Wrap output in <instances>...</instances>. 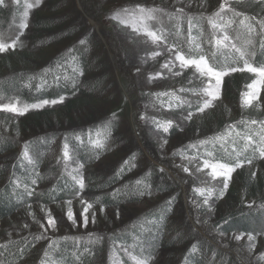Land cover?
Masks as SVG:
<instances>
[{
	"label": "trees",
	"instance_id": "trees-1",
	"mask_svg": "<svg viewBox=\"0 0 264 264\" xmlns=\"http://www.w3.org/2000/svg\"><path fill=\"white\" fill-rule=\"evenodd\" d=\"M129 1L132 3L134 0ZM222 2L228 5L229 11L220 10ZM83 8L87 13L85 5ZM140 8L146 10L143 14L138 12L140 16L146 17L142 25L163 37L157 44L166 46L174 54L179 51L196 58L198 54H204L209 63L218 69L243 67V61L239 60L234 49L213 50L215 43L212 31L217 32L219 24L222 25L218 19L229 14L228 18L238 20L236 26L230 27L228 32L232 39L235 38L237 48L245 46L247 53L248 50L251 52V58L247 56L246 59L253 66L264 65V2L198 0L197 10L192 13L180 9H175V12L172 9H158L150 13L151 19L148 18L147 7ZM25 9L23 0H14L12 5L4 8L0 5V29L6 35L16 33ZM32 12V17L28 19L29 31L32 33L29 41L40 51L36 55L18 52L0 55V99L8 103L17 99L24 104H35L44 99H64L56 106H45L29 113L31 119L49 118L50 121L35 126L32 138L25 142L15 138V130L10 124L12 120L0 117L3 121H0L3 123V127L0 124V156L14 153L23 147L27 153L26 158L18 155L14 157L11 153L12 159L0 165V220L12 217L34 203L51 205L77 195L78 187L73 180L76 173L62 170L60 163L53 165L55 152L62 150L67 152L68 157L72 156L74 162L91 165L112 151L113 146L117 148L122 144V139L118 140L116 134L119 121L111 115L115 104L112 103L113 92L110 91L116 88V84L100 39L88 28L72 0H46ZM136 13L134 8L123 14ZM209 21L215 25L211 31L208 28ZM124 27L129 29V24ZM133 27L132 31H137V27ZM117 46L128 70L139 67L136 59L138 61L140 55L143 58L145 55L136 53L120 39ZM151 71L153 76L157 74V79H160L156 81L158 88L152 93L155 106L158 107L152 125L163 136H177L178 127L174 118L198 113V107L202 106L198 97L202 95L203 87L194 80L168 78L158 66H151ZM231 73L223 83L224 98L228 104L236 103V97L251 83L248 73ZM138 89L142 90L141 87ZM63 111L67 112L65 116L68 118L58 114ZM230 115V119H225V115L222 119L221 115L219 117L210 111L205 118L206 127L184 131L188 140L183 156L187 154L198 160L210 159L221 163L239 159L245 161L243 166L249 164L247 159H251V164H256L259 160L257 149L264 147L260 140L263 127H259L264 123V116H258L252 108L245 110L242 107ZM166 121L172 122L168 132L157 126ZM93 141H99L101 146L89 147ZM209 152L212 153L211 157L207 155ZM50 153L51 162H48L50 157L47 156ZM138 153L141 155V152ZM125 161L128 163L116 169L112 176H89L86 190L93 195L91 203L94 207L110 208L118 204H132L156 189L165 193L169 191L166 184L160 186V183H155L153 174H140L134 178L132 174L136 170L131 166V156ZM234 182L224 191L230 207L213 225L218 227L217 231L222 235L239 233L248 237H264V173L250 176L240 172ZM38 187L41 189L37 190ZM238 198L256 199L258 206L240 209L235 204ZM172 212L170 203L150 209L131 226L114 234L113 242L133 250L144 261L154 257L158 251L184 245L180 252V264H235L206 242L191 239L192 243L186 244V240L180 237L166 238L168 232L171 234L169 218ZM67 241L58 239L46 247L42 255L43 264H92L89 252L92 244H72ZM32 246L34 243L26 240L13 242L1 249L0 256L6 264H15L25 259L27 252L33 249Z\"/></svg>",
	"mask_w": 264,
	"mask_h": 264
},
{
	"label": "rangeland",
	"instance_id": "rangeland-1",
	"mask_svg": "<svg viewBox=\"0 0 264 264\" xmlns=\"http://www.w3.org/2000/svg\"><path fill=\"white\" fill-rule=\"evenodd\" d=\"M23 1L25 8L29 3L34 6L28 9L27 18L23 17L20 20L14 35H6L0 29V41L2 42L11 43L19 36V42L15 49H9L4 53H0L1 56L14 52L36 55L40 51V48L29 41L32 33L29 31L28 19L32 17V11L35 8L41 7L46 0H39L38 4L37 0ZM143 1L146 0H134L132 3L129 0H124V2L118 0H72L74 8L84 17L88 28L102 42L103 52L109 60L116 84V88L110 91L113 92L111 99L113 100L112 103L115 104L111 115L119 121L116 134L118 135V140L122 139V144H119L117 148L113 146L112 151L94 164L83 165V167H81L82 164L74 162L73 157L70 155L65 160L62 150L55 152V157L52 154L55 158L53 165L60 163L62 170L66 171L68 169L70 172H75L77 179L83 177L85 187L81 191L77 184L79 195H76L74 198L44 206L34 203L22 208L10 218L0 220V255L2 253L1 249L13 242L26 240L27 242L34 243V246L31 247L33 249L27 252L25 259L15 264H43L42 255L45 248L53 245L58 239H66V241L68 240L67 242H71L72 244H80L82 242L86 245L92 244L89 249L92 264H126L125 261L129 264H136V259L144 261L142 258H138L133 250L124 248L120 244L116 245L113 242L112 236L122 231L125 227L131 226L134 221L139 220L150 209L168 203L171 204L173 212L169 218V231H171V234L168 232L166 238L176 239V237H180L179 239L186 240V244L192 243L191 239L206 242L214 250L224 254L225 256L223 257L231 259L235 264H264V237H254V239L249 240L248 236L239 233L222 235L217 231L218 227L213 225L217 218L222 216L225 210L230 207L228 202H226L223 177L213 179L210 174L211 169L203 167L204 160L195 159L187 154L183 156L188 140L184 131L206 127L207 121L205 118L210 111H214L218 116L221 115L222 119L225 116V119H230V113L236 112L242 107L241 95L236 97V103L234 104H228L224 98V80L228 75L233 73L223 77L219 90V98L213 101L211 107L205 109L203 112L198 111L195 115L192 114L190 119L188 118V114L174 118L178 127V135L174 137L163 136L152 125L153 116L158 111L152 93L158 88L156 81L160 79H157V74L152 75L151 66H158L166 77L171 79L179 80L180 78H186L194 80L203 89L208 87L209 78L207 76L201 77L195 68L182 69L174 53L170 52L166 46L157 44L158 42L153 43L151 38L145 35V32L151 31V29L142 25V21L146 17L140 16V13L138 14L139 8L146 6L147 10L152 9L154 10L153 12L158 11V9H172L173 11L180 9L186 13H192L197 10L198 0H190L188 2L185 0ZM252 1L264 2V0ZM12 3H14V0H4L1 6L3 8L8 7ZM83 5L87 9V13L84 11ZM227 6L224 8V12L229 11ZM134 8L137 10L136 14H123L125 10L130 11ZM119 13H121V16ZM117 15L118 18H113ZM228 15L220 17L218 21L222 25L219 24L217 32L212 31L214 43L217 39H222L224 35L229 37V40L224 42L228 47L219 48L222 50H231L233 49L232 45H236L235 38L232 39L228 32L230 31V27L236 26L238 20L228 18ZM22 23H26L27 27L22 29L20 27ZM127 24H129V29L124 27ZM213 25V22H209V31L213 29ZM133 26L137 27V31H132L134 29ZM178 31L180 30L178 29ZM208 37L209 35L206 38ZM119 39L136 53L145 55L144 58L140 55L141 57L138 61L136 59V65H140L139 67H135L134 70H128L127 65L121 58V53L117 48V41ZM239 48L246 51L245 46ZM216 49L215 45L213 50ZM154 53H158V55H154ZM248 53L250 54L248 58H251L249 50ZM165 65H168V67H164ZM243 72L249 74L248 78L251 80L250 84H252L256 76L247 71ZM237 73H241V71H237ZM212 84H215V80H212ZM139 86L142 90L138 89L140 88ZM249 91L251 89L247 86L242 93ZM198 98L201 99L202 104L204 99H208L203 94ZM9 103L17 104L20 107L25 105L17 99ZM9 103L0 99V104ZM253 103L254 106L242 108L245 110L252 108V111L257 113L258 116L259 114L264 116V86L260 87L259 99ZM36 110L39 109H30L24 115L0 111V117L5 116V119L10 118L12 120L10 124L13 125L15 130V138L17 137L19 141L25 142L30 137L32 138V131L35 126L44 121H50L49 118L42 120L29 118L31 117L29 113ZM66 110L68 111V109ZM58 114L67 118L69 117L65 116L67 114L66 111ZM0 124L3 127V123ZM259 127H263L260 135L264 136V123L260 124ZM88 146L98 148L96 141L90 142ZM138 152H141V155ZM11 153L9 152L0 156V165H4L9 159H12L10 158L12 154H14V157L17 155L25 156V147ZM60 153L62 154L61 156ZM49 155L47 156L48 158L50 157L48 162H51V153ZM130 156L131 166L136 170L132 174L134 178L140 174H153L155 183L158 185L160 183V186L166 184L169 191L165 193V191H157L156 189L149 196L139 197L141 199L139 202L118 204L110 208H103V211L99 207H94L91 203L93 195L86 190L89 176L94 175L97 178L112 176L116 172V169L122 168L125 160ZM184 167H187L189 172H184ZM240 172L245 175L249 174L250 176H253L252 173H255V176L263 174L264 159L259 157L256 164H248L237 168L231 174L228 187L235 183L236 175ZM1 184L2 182H0ZM40 189L39 187L37 188V190ZM199 189H205V194L201 195ZM208 192H212V195L208 196ZM221 192H223L222 196ZM206 198L208 203L204 202ZM81 199L93 205L89 209V212L86 213L88 217L86 226L80 215L85 206L81 204ZM172 200L174 201L173 203L169 202ZM68 201H71V205L67 203ZM235 204L240 209L258 206L256 199L245 200L238 198ZM69 207H71L74 218L77 221L76 224L67 219L66 213ZM48 215H51L56 220L55 228L47 226ZM40 224H44L45 227L41 228ZM237 236L240 238L236 239ZM37 237L40 238L37 239ZM183 247L184 245L180 247H176L175 245L171 249L158 251L154 257L147 261V264H180V252ZM133 257L136 259H133ZM0 264H6L1 256Z\"/></svg>",
	"mask_w": 264,
	"mask_h": 264
},
{
	"label": "snow or ice",
	"instance_id": "snow-or-ice-1",
	"mask_svg": "<svg viewBox=\"0 0 264 264\" xmlns=\"http://www.w3.org/2000/svg\"><path fill=\"white\" fill-rule=\"evenodd\" d=\"M4 2V0H0V5H2ZM39 3V0H37V4ZM34 5L29 3L26 5V9L24 12V17L25 19L28 16V9H31ZM139 7V6H138ZM226 7L225 3H221L220 4V10L223 11L224 8ZM139 11L141 13H145V9L143 8H139ZM154 11L152 9L147 10V12L149 13L148 18L151 19V15L150 13ZM125 12H127V10H125ZM216 15H219V13H217ZM113 18H118L117 16H114ZM211 23V21H209ZM243 23V21L241 22ZM20 27L26 28L27 24L26 23H22L20 25ZM213 27H215V25H213ZM22 34V33H21ZM145 35L150 37L153 43H157L158 41H161L163 39V37L158 36L156 33L151 32V31H146ZM229 37L227 35H224L222 37V39H217L215 41V45L217 47V49L219 50V48L221 47H228L227 44H225V41H228ZM19 42V36L17 37L16 40H13L11 43H5L0 41V53H4L6 51H8L9 49H15V47L17 46V43ZM81 43H83V41H81ZM250 43V41H249ZM197 49H199V45L196 46ZM262 47H264V44H262ZM232 48L235 49V52L239 54V60L243 61V67L242 68H238V67H223V68H219L216 65H212L209 64V60L208 58H206V56L204 54H198V58L196 57H192V56H186L185 54H182L181 52L177 51L175 53L176 55V60L179 61V65L182 69L184 68H195V70L200 74L201 77H205L207 76L209 78L208 81V87L203 89V96L204 97H208V99H204L203 100V104L202 106L198 107L197 111L199 112H203L205 109L209 108L212 106V103L214 100L219 98V90H220V86L222 84V80L223 77L230 74L231 72H237V71H247L249 73H252L256 76V79L253 80L252 84L248 85V88L251 89V91L247 92V93H242L241 94V100H242V107H249V106H254V101H257L259 99V90L261 86H264V65H260V66H253L248 59H246L247 56H249L250 54L247 53L246 51L242 50L241 48H237L235 44L232 45ZM154 55H158V53H154ZM215 56V53H213V57ZM164 67H168V65H165ZM212 80H215V84H212ZM63 97H60L59 99H44V100H40L39 102L35 103V104H25L22 107L17 106V104L14 103H9V104H0V111L3 112H11L14 113L16 115H24L26 112H28L30 109H40L43 108L45 106H51V105H55L58 103H62L63 102ZM115 115V114H113ZM191 113L188 114V118H191ZM143 119V117H141ZM252 123H256V121H252ZM158 127H162L164 132H168L169 128L172 126V122L171 121H166L163 124L158 123L157 124ZM249 141L251 140V138H248ZM262 143H264V136L261 137ZM203 143V142H202ZM96 146L99 147L100 142L97 141L96 142ZM259 151V157L261 159H264V147H261L259 149H257ZM25 156H27V153H24ZM208 157L212 156V153L209 152ZM238 156L240 155V153L237 154ZM64 159L67 160L68 159V154L67 152L64 153ZM245 161L239 160L237 159L235 162H225V163H221L219 161L216 162H212L210 159H205L203 162V167L204 168H210L211 169V176L213 179H216L218 177H223V186L224 189H227L228 187V181L231 179V174L237 169V168H241L243 166ZM247 163L251 164L252 160L251 159H247L246 160ZM125 163H128V161H125ZM81 167H83V165H81ZM161 171H163V169H161ZM184 172H189V169L187 167L183 168ZM253 176H255V173H252ZM73 180L75 181L76 184L79 185L80 190L82 191L85 187L84 184V179L83 177H80L79 179H77L76 176H73ZM33 183H35V181H33ZM139 183V181L137 182ZM199 192L201 195L205 194V189H199ZM32 193H29V195H31ZM77 195H79V193H77ZM212 192H208V196H211ZM223 195V192H221V196ZM205 203H208L207 198L204 201ZM69 205H71V201L67 202ZM81 204L85 205L83 208V211L80 213L81 217L83 218V222L84 225L86 226L88 223V217L86 215V213L89 212V209H91L93 207V205L91 203H87L85 202L83 199H81ZM101 211H103V208H101ZM67 219L69 221H71L73 224H76V219L74 218L73 212L71 210V207H69L67 213ZM47 226L50 228H55L56 227V220L52 218L51 215H48V221H47ZM41 228H44L45 225L44 224H40ZM40 237H37V239H39ZM240 237L237 236L236 239H239ZM249 240L254 239L253 236L249 235L248 237ZM195 248V246H193V249ZM47 255V253H45ZM133 259H136L135 257H133ZM136 264H147V261H141L136 259Z\"/></svg>",
	"mask_w": 264,
	"mask_h": 264
}]
</instances>
